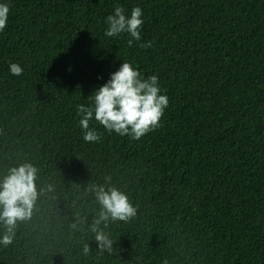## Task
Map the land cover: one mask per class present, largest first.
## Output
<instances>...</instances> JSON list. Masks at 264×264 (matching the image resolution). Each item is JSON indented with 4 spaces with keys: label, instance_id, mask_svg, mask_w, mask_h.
Wrapping results in <instances>:
<instances>
[{
    "label": "trees",
    "instance_id": "obj_1",
    "mask_svg": "<svg viewBox=\"0 0 264 264\" xmlns=\"http://www.w3.org/2000/svg\"><path fill=\"white\" fill-rule=\"evenodd\" d=\"M0 3V178L29 162L43 189L0 264H264V0ZM116 6L142 9L131 47L126 32L104 35ZM122 61L158 77L161 126L134 140L92 120L102 139L86 143L75 106ZM106 176L138 205L104 228L111 253L89 230L100 210L89 188Z\"/></svg>",
    "mask_w": 264,
    "mask_h": 264
},
{
    "label": "clouds",
    "instance_id": "obj_2",
    "mask_svg": "<svg viewBox=\"0 0 264 264\" xmlns=\"http://www.w3.org/2000/svg\"><path fill=\"white\" fill-rule=\"evenodd\" d=\"M8 14V4L0 3V31L7 26ZM141 17L142 9L139 6L133 7L127 15L121 6H116L105 19L104 35L116 37L126 32L131 37L127 41V45L131 47L141 39ZM151 44L152 42L148 41L138 46L148 48ZM9 72L19 76L23 69L17 63H10ZM89 99V105L75 106L86 143H96L102 139L103 134L90 127L92 120L110 133L129 135L132 139L139 140L161 126V117L169 102L168 97L161 94L156 75L142 78L140 72L127 61H122L120 67L110 74V79L94 90ZM37 175L38 169L32 163L23 162L10 167L7 174L0 178V224L4 228L0 234V245L4 247L12 244L18 222L31 219L36 202L43 192V189H37ZM104 181V184H92L89 188L100 206L96 218L89 225V230L94 234L97 249L111 253L114 250V241L104 228H107L110 222L127 223L134 219L138 205H133L124 191L111 185V176H106ZM84 223V219L78 217L70 226L75 230ZM82 251L88 255L89 245L84 244ZM162 264L169 262L164 259Z\"/></svg>",
    "mask_w": 264,
    "mask_h": 264
}]
</instances>
